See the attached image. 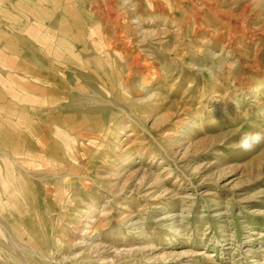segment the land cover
Instances as JSON below:
<instances>
[{"label":"rangeland","instance_id":"1","mask_svg":"<svg viewBox=\"0 0 264 264\" xmlns=\"http://www.w3.org/2000/svg\"><path fill=\"white\" fill-rule=\"evenodd\" d=\"M245 131L264 0H0V264H264Z\"/></svg>","mask_w":264,"mask_h":264},{"label":"clouds","instance_id":"2","mask_svg":"<svg viewBox=\"0 0 264 264\" xmlns=\"http://www.w3.org/2000/svg\"><path fill=\"white\" fill-rule=\"evenodd\" d=\"M261 143H264V133L257 131H245L240 135L235 146L240 150L247 152L252 151Z\"/></svg>","mask_w":264,"mask_h":264},{"label":"bare ground","instance_id":"3","mask_svg":"<svg viewBox=\"0 0 264 264\" xmlns=\"http://www.w3.org/2000/svg\"><path fill=\"white\" fill-rule=\"evenodd\" d=\"M145 85L147 86V85H150V84H149V82H146Z\"/></svg>","mask_w":264,"mask_h":264}]
</instances>
